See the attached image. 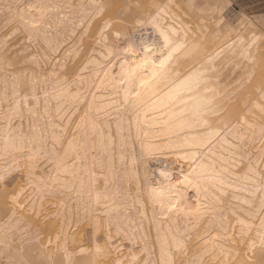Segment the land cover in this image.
Instances as JSON below:
<instances>
[{"label": "bare ground", "instance_id": "6f19581e", "mask_svg": "<svg viewBox=\"0 0 264 264\" xmlns=\"http://www.w3.org/2000/svg\"><path fill=\"white\" fill-rule=\"evenodd\" d=\"M136 1L127 0V4L138 5L133 8L131 15H128L124 0H116L117 7L105 16V19L115 22V28H122L126 34L125 41L120 43V50L123 51L128 42L136 47L125 56L127 63L124 60H113L112 65L104 69L107 77H99L97 88L92 89L93 93L99 90L96 99L88 96V102L101 110L111 104V98L115 95L111 90V79L122 73H131L136 78L135 87L137 91L143 87L144 98L150 96L153 100L162 99L196 72L209 71L207 53L211 52L215 59L211 64V74L205 77L208 82L189 83L187 94L183 96L186 102L184 107H181V102L177 100L170 106L169 101H165L147 112L141 111L139 116L125 109L123 105H120L119 109L109 108L107 116L101 111L97 120V127L101 129L99 134L91 129L76 131V124L81 123L80 117L85 109L83 96L80 98L81 103L72 109L77 113L71 116L75 123L63 119L71 106L57 104L54 99L47 102L48 123L43 129L40 124H31L26 112L22 120L12 121L10 130L8 125L0 123V172L8 170L3 187H0V202L4 199V190L9 193V198L15 190V194L25 205L23 210L13 209L7 215L0 213V264H7L9 252L15 254L18 249L24 247L21 242L23 229L16 230V225L9 222L13 212L31 224L38 221L44 228L41 235L45 243L51 237L55 244L56 237L62 234L77 264H118L131 261L133 256L136 258V264H163L161 239L157 229L164 218L159 215L154 217L153 208H158V205L152 200V189H166L168 186V178L163 177L161 173L168 172L170 179L175 183L177 179H182L181 169L187 175L192 169H197L199 164H204L209 173L213 168L218 171L219 158L229 151L228 145L221 140L203 149L202 157L178 160L183 153L169 151L166 146L178 143L185 136L199 134L197 130L180 127L183 123L181 114L194 108L204 98L207 89H215L218 94H230L234 101L227 105L229 114L223 118L235 120L236 116H239L241 124L247 121L248 124L257 125L258 134L262 119L258 106L264 100V95L258 94L257 86L264 69L260 62L264 58V43L257 39L256 46L253 47L252 40L254 35L260 37L264 34V22L260 21V17L255 18L243 11V16L235 26L225 22L224 13L229 9L232 0H226V3L222 0H151L150 4L146 2L148 4L145 5V1ZM12 2L21 5V12L26 6L36 3L82 4L85 5L82 11L87 12L86 6L94 0ZM189 4L194 7H186ZM158 11L163 17L160 23L174 27L180 35L177 43L188 45L187 49L177 48L167 59L159 50L163 47V38L150 21V16L157 15ZM16 13V9L12 12L0 11V25L9 29L5 35L0 33V60L6 58L12 64L20 63L17 52L21 43L26 42V36L17 31L20 18ZM216 13L219 14L218 20L214 16ZM125 16L127 19L121 20V17ZM181 22L193 26L187 39H184L181 31ZM201 24L203 28L200 27ZM2 27L0 31L3 30ZM79 27L77 25V34H73L69 28L66 33L53 32V37L63 46L56 59L65 58L66 72L74 74V78L81 82L80 91L87 95L91 81L97 79V73L100 71L99 65L93 64L92 61L103 64L101 50L104 45L100 43L99 33L104 28V22L97 19L85 24L87 35L80 34ZM194 37L199 42V49L196 51L191 49ZM114 38L115 29L112 35L107 36L109 41ZM146 46L156 49L147 60L142 55V48ZM245 47L251 48V56L244 50ZM72 53L74 55H70L69 59L66 54ZM253 59L256 60L255 65L252 64ZM161 60H165L163 65L160 64ZM60 70L65 71L63 64ZM253 71L257 80L248 86L241 84L244 77ZM48 72H51V68ZM3 73L4 68L0 66V97L3 96L6 86ZM141 80L146 84L142 86ZM7 87L10 89V81ZM39 94L43 96L42 92ZM41 105L43 114V101ZM29 106L31 107V103ZM101 120L103 123L99 122ZM40 123H44L43 119ZM62 129L68 141L72 140L73 134L79 139L86 132L91 144L87 154H81L74 160L67 142L56 144L55 153H49L47 149L52 148L50 141L60 136ZM9 132V135L5 134ZM33 132L37 140L35 144L16 142L18 138L31 139ZM41 132L44 139L49 141L46 148L39 143ZM229 143L235 141L229 140ZM149 147L153 150V155L148 157L142 151L146 153ZM260 147L258 139L254 143L249 140L247 155H244L243 160L240 159L241 153H236V163L229 166L233 182L226 188V206L235 202L234 197H238L240 201L250 199L248 193L237 190L246 183L244 173L248 171L249 156L257 167L261 166L258 158ZM205 179L211 181L214 177L208 175ZM45 189H55L57 194L51 196ZM186 196L190 204L201 202L197 200L196 192L191 187H187ZM204 222L202 220L200 224ZM232 223L235 224L236 221L233 220ZM200 224L192 225L185 221L180 228L182 232L187 230L192 236L188 245L189 259L194 258L198 248L202 246L197 242L198 236L203 235ZM174 226V221L171 224L163 223L160 234L163 235L165 230ZM197 228H200L198 233ZM5 232L8 233L7 236ZM64 246L65 243L62 242L61 247ZM80 246L86 251L82 253ZM97 247L104 251L97 254ZM170 258L177 261L180 259L178 256Z\"/></svg>", "mask_w": 264, "mask_h": 264}, {"label": "snow or ice", "instance_id": "6c2138e0", "mask_svg": "<svg viewBox=\"0 0 264 264\" xmlns=\"http://www.w3.org/2000/svg\"><path fill=\"white\" fill-rule=\"evenodd\" d=\"M222 2L226 3V0H222ZM124 5L128 8V15H131L133 8L138 7V5L127 4V0H124ZM86 7L87 12L82 11L85 8V5L82 4L36 3L26 6L21 12L20 4L13 3L12 0H0V11L12 12L13 9L17 10L16 14L20 18V27L17 31L26 36V42L21 43L17 52L19 64H12L6 58L0 60V66L4 68L3 74L6 85L3 96L0 97V123L8 125L9 130L12 121L14 119L22 120L25 112L28 114L31 124H40L43 129L48 123L47 102L50 99H54L57 104H64L65 107L71 106L63 119L75 123L71 120V116L77 113L73 112L72 109L81 103L80 98L83 96L85 109L80 117L81 123L76 124V131L91 129L99 134L101 129L97 127V120L101 111L107 116L109 115V108L119 109V106L123 105L125 109L139 116L141 111L147 112L150 108L163 104L165 101H169L170 106L175 104L177 100L181 102L180 106L184 107L186 102L183 96L187 94L189 83L195 81L206 84L208 82L205 77L211 74V64L215 59L211 52L207 53L209 71L196 72L188 80L173 88L172 92L162 99L153 100L150 96L144 98L143 87L140 91H137L135 87L136 78L131 73H122L120 76L111 79V90L115 93L111 98L112 103L103 110L93 106L88 102V96H91L93 100L96 99L99 90L97 89V93H93L92 89L97 88V80L101 75L107 77V72L104 69L112 65L113 60H124L127 63L125 56L133 52L136 46L128 42L127 47L121 51L120 43L125 41L126 34L122 28H115V22L105 19L107 13L117 7L116 0H94ZM174 7L178 6L174 5ZM186 7H194V5L189 4ZM117 15L119 16V12ZM97 19L104 22V28L99 33L100 43L104 45L101 50L103 64H99L96 60L92 61L93 64L99 65L100 71L97 73V79L91 81V88L87 89V95H85L84 91H80L81 82L74 78V74L70 75L66 72L65 58L56 59L63 50V46L59 40L53 37V32L66 33L67 29L71 28L72 33L77 34V25H79V33L87 35L84 25ZM125 19L127 16L121 17V20ZM162 19L159 11L157 15L150 16L151 23L155 25L163 38L164 44L162 48H159L160 53L167 59L177 48L187 49L188 45L178 44L180 35L177 34L174 27L162 25L160 23ZM218 19L219 17L216 18V20ZM173 22L175 23V19ZM215 22L213 21V23ZM192 27L181 22L184 39H187V36L191 34ZM200 27L203 28V24ZM114 29L115 38L109 41L107 36L112 35ZM257 39L264 43V34L260 37L253 36V47L256 46ZM191 49L193 51L199 49V42L195 37ZM155 50L151 46L143 47L142 55L145 60ZM244 50L248 52L249 56L252 55L251 48L245 47ZM70 55H74V53L66 54L69 59ZM260 62L264 66V58ZM164 63L165 60L160 61L161 65ZM62 64L65 71L60 70ZM252 64H256L255 59L252 60ZM49 68H51L50 73L48 72ZM256 80L257 76L253 71L244 77L241 84L248 86ZM9 81L11 82L10 89L7 87ZM101 83H105V81H101ZM140 83L142 86L146 84L143 80ZM257 87L259 89L258 94L264 95V69L261 71ZM41 92L43 96L39 94ZM156 95L158 96V94ZM41 101H43V114L41 113ZM30 103L31 107L29 106ZM232 103L234 101H232L230 94H218L215 89H207L204 98L194 108L181 114L183 123L180 127L197 130L199 134L185 136L178 143L166 146L169 151L183 153L182 156L178 157V160H192L202 157L204 155L203 149H207L221 140L228 145L229 151L223 153L219 158L220 168L218 171L213 168L212 172L209 173L204 164H199L197 169H192L187 175L181 169L180 176L182 179H177L175 183L170 179L168 172L161 173L163 177L168 178V186L166 189H152V200L155 205H158V208H153L154 217L159 215L164 218L157 229L161 239L163 264H264V100L258 106L262 117L258 126V134L257 125L248 124L247 121L241 124L239 116H236L235 120L223 118L228 116L229 108L227 105ZM42 119L44 123L41 124ZM214 119L215 122H213ZM99 122L103 123L102 120ZM63 131L62 129L61 135L50 141L52 148L47 149L49 153H55L56 144L67 142L69 150L73 152L74 160L81 154H87L91 144L86 132L79 139L73 134L72 140L68 141L63 135ZM5 134L9 135L10 132ZM257 139L261 145L258 156L261 166L257 167L249 156L248 171L244 173L246 183L244 187L237 190L248 193L250 199L240 201L238 197H234L235 202L226 206L224 203V198L228 195L226 188L230 187L233 182L229 166L236 163L237 152L241 153L240 159L243 160L244 155H247L249 140L254 143ZM229 140H233L235 143H229ZM16 142L35 144L37 140L33 132L31 139L27 137L18 138ZM48 142L41 132L39 139L41 146L46 148ZM105 143H107L106 139ZM142 153L149 157L153 155V150L149 147L146 153L144 151ZM65 154L67 155V153ZM208 175L213 176L214 179L211 181L205 179V176ZM7 176L8 170L0 172V187H3V182ZM187 187L195 190L197 200H201L199 204L188 203ZM45 191L51 196L57 194L55 189H45ZM3 197V201L0 202V213L7 215L13 209L23 210L25 207L21 198L15 194V190H13L10 198L7 190H4ZM97 199H99V194H97ZM29 202L31 203V201ZM9 205L12 207L10 208ZM227 209L232 210L227 211ZM33 214L35 215V212ZM202 220L205 222L200 224ZM233 220L236 221L235 224L232 223ZM173 221L175 226L169 227L161 235L163 223L171 224ZM185 221L192 225L200 224V228H203V235H199L197 238V242L202 246L198 248L197 255L190 259L187 258V253L192 236L187 230L183 232L180 230ZM249 221H258V223ZM9 222L16 225V230L23 229L21 242L24 247L18 249L15 254L9 252L7 264H77L73 258V253L66 246V238L62 234L56 237L55 244H53L51 237L45 243L44 237L41 235L44 228L38 221L31 224L27 219L17 217L13 212ZM200 228H197V233ZM213 233L216 235L214 236ZM7 234L5 232V236ZM62 242L65 243L63 248L61 247ZM80 250L82 253L86 251L82 246H80ZM95 251L100 254L104 250L97 247ZM171 256H178L180 259L178 261L173 260L170 258ZM118 264H136V258L133 256L131 261L118 262Z\"/></svg>", "mask_w": 264, "mask_h": 264}, {"label": "rangeland", "instance_id": "374dc122", "mask_svg": "<svg viewBox=\"0 0 264 264\" xmlns=\"http://www.w3.org/2000/svg\"><path fill=\"white\" fill-rule=\"evenodd\" d=\"M139 1H141L142 3L145 1L144 2V5H145V4H148L146 2H149V4H150L151 0H149V1L148 0H139ZM134 2H137V1L134 0ZM243 11L244 12L247 11L246 12L247 14L252 15L255 18L260 17V21L264 22V7H261L257 10H251L250 8H245L241 5L235 6V5H233V2L231 4L230 8L224 13L225 22H228L230 25L235 26L237 24L238 20L243 16ZM214 16L218 17L219 14L216 13V14H214ZM0 27H2V24L0 25ZM2 28H3V30L1 29L2 31H0L1 35H5V34H7V32H9L8 28H6V27H2ZM4 28H6V29H4Z\"/></svg>", "mask_w": 264, "mask_h": 264}, {"label": "crops", "instance_id": "0c3cea01", "mask_svg": "<svg viewBox=\"0 0 264 264\" xmlns=\"http://www.w3.org/2000/svg\"><path fill=\"white\" fill-rule=\"evenodd\" d=\"M232 2L235 6L241 5L245 8H250L251 10H257L264 7V0H232Z\"/></svg>", "mask_w": 264, "mask_h": 264}]
</instances>
